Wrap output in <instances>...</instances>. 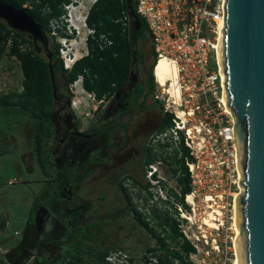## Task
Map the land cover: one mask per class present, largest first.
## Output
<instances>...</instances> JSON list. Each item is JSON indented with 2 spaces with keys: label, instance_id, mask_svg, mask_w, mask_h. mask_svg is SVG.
Masks as SVG:
<instances>
[{
  "label": "rangeland",
  "instance_id": "374dc122",
  "mask_svg": "<svg viewBox=\"0 0 264 264\" xmlns=\"http://www.w3.org/2000/svg\"><path fill=\"white\" fill-rule=\"evenodd\" d=\"M67 1L65 26L59 22H52L50 25L51 32L49 36L46 35L47 51L38 44L41 49L39 55L43 59H48V55H52V62L58 61V65L62 63L64 72L70 70L64 64L71 61L74 64L75 58H77L75 61H78L85 57L89 36L88 28L83 20H85L90 7L95 3L89 4L88 0ZM144 1L147 3L145 6H149L152 0ZM170 1L173 5L177 4L175 0H168L167 2ZM28 5L27 3L25 6ZM156 10L155 8L146 10L147 21L150 26L155 28L159 25V14ZM78 26L81 27L80 30H78ZM176 26L178 30L173 36L157 33L160 40L159 46L182 52L180 47L185 43L186 38L179 33V24ZM13 39L12 36L6 44L2 43L0 46V96L19 94L23 91V76L19 62L10 57L8 53ZM56 47H58V54L54 58ZM19 49L23 52H35L34 47L26 42L20 43ZM64 72L57 70L54 72V83L59 86L57 93L68 97L70 100V107L61 116L70 129L83 133L100 121L102 106L107 103L109 97L103 98V102L93 99L94 94L81 87V77L76 83L67 85ZM173 73V82L176 83L177 68ZM63 82H65L64 85H62ZM154 84L156 87L151 93V98L158 97L157 100L161 103L162 112L172 114L173 119L176 120L175 116L178 112L190 111L189 108H180L179 98L167 94L170 85L160 87L155 79ZM72 101L75 103V109L72 107ZM58 107L59 104L54 106L51 116V120L56 125H58L56 120ZM195 118V116L192 118L186 116L187 122L184 121L183 123V132L197 125V118L196 121ZM176 122L178 126L182 127V121L176 120ZM34 123L35 119L30 111H25L20 106L0 109L1 263L59 264L58 253L61 249L62 254L69 251L70 257L71 253L74 257L76 253L80 252L78 256L82 264H102V254L115 247L127 255L133 264H146V257H155L156 255L165 257L164 250L161 248L162 244L170 251H177V245L168 238L169 227L162 226L166 217L170 220L171 225L182 223L176 215L178 212L176 204H180V202L171 193L172 191L177 196L180 193V185L173 175V169L178 166L175 163L179 157L174 153V150L178 149L179 142L172 136L171 128L162 132V135L157 139L158 141L167 140L165 145L154 147L152 152L153 156L160 158L151 162L157 169L154 178H161L160 188L146 192L141 186L150 185L146 178L148 171L137 167V161H133L130 164L131 168H127L125 171L121 163L117 173L112 171H108L109 173L95 172L88 175L84 180L83 171L73 177H60L65 179V184L64 180L58 179L56 169H54L55 164H62L55 159L50 150L53 147L54 149L59 148L58 153L62 150V146L57 143V138L54 139L56 131L52 127L49 128L50 136L43 145L45 154L39 156L34 149V136L36 134ZM173 127H176L175 123H173ZM180 135L182 136V134ZM61 136L62 134H59L58 137ZM40 159L45 162V171L42 170ZM159 161L163 163L159 164ZM115 174L116 178L119 179V184L116 181L113 187L108 188L109 183L112 182L110 177L115 176ZM129 176L137 180L138 184L134 185L133 179ZM51 180L57 181L50 182ZM122 187L125 191L122 190ZM154 195H159L157 201L154 200ZM232 206L233 203L229 201L222 210L221 223L212 221L216 225L215 228H211L216 243L205 244L197 235L204 210L202 204L195 203V212L199 215L196 216V219L191 217L190 222L183 220L184 223L180 227L189 236V243L195 247V253L189 255L191 263L233 264L237 229L235 223L233 225L234 210ZM77 212H80V215L78 226L74 232L72 222L73 216ZM134 213L140 216L147 228L139 224ZM31 215H36L39 219L37 228L41 232L36 239L51 238L54 240L51 245H55L49 247L48 250L45 248L42 250L40 254L42 260L39 263L34 259L35 251L41 250L43 244L36 242L32 247H29V256L22 257L17 251L13 259L9 257L14 247L26 248L30 244L35 233L34 228L27 225ZM190 215L192 216L191 212ZM98 223L100 224L98 232L86 240L84 246L81 243L78 244V241L83 243V230L93 234L95 232L93 230L99 225ZM180 228L178 227L179 231ZM15 233L20 234L16 236ZM181 234L184 236L182 232ZM149 248L156 250V254L149 255ZM60 264L63 262L61 261ZM173 264L178 263L174 261Z\"/></svg>",
  "mask_w": 264,
  "mask_h": 264
},
{
  "label": "built area",
  "instance_id": "2783aa9c",
  "mask_svg": "<svg viewBox=\"0 0 264 264\" xmlns=\"http://www.w3.org/2000/svg\"><path fill=\"white\" fill-rule=\"evenodd\" d=\"M167 1L152 0L149 6H145L144 0H135V3L136 13L146 20L150 29L156 61L163 57L176 65V84L180 91L179 106L190 109L189 112L183 111L185 118H197V125L185 132L184 122L177 115L176 120L182 121V127L178 126L175 119L172 120L176 124L175 128H171L172 136L179 144L182 142L189 151V158H185L184 165L187 167L190 192L184 196V205L176 204V215L182 222L178 227L184 223L183 220L190 222L191 217L196 219L199 214L195 212V203L202 204L204 211L197 235L205 244L216 243L212 229L204 225L203 221L207 218L221 223L222 210L229 201L233 203L234 195L240 192L234 119L226 112L222 102L225 92L227 95L226 79L217 57L218 40L224 37L226 0H175L176 5ZM153 8L157 9L159 14V25L156 28L149 25L146 17V10ZM176 24L180 26L179 33L186 38L180 47L182 52L159 46L157 33L173 36L178 30ZM93 35L94 31L88 28V36L93 38ZM87 55L88 50L84 56ZM64 65L71 69L73 64ZM185 121L187 122V119ZM156 171L153 165L148 167L146 178L151 189L161 183V178H154ZM153 197L157 201L159 195ZM178 197H181L180 193ZM189 197L191 203L187 201ZM180 232L189 242V236L181 228ZM105 263L133 264L130 258L118 249L105 257ZM145 263L159 264L157 259H145Z\"/></svg>",
  "mask_w": 264,
  "mask_h": 264
},
{
  "label": "flooded vegetation",
  "instance_id": "af4514ba",
  "mask_svg": "<svg viewBox=\"0 0 264 264\" xmlns=\"http://www.w3.org/2000/svg\"><path fill=\"white\" fill-rule=\"evenodd\" d=\"M118 7L122 10V16L112 19V26L110 27L112 30L103 27L99 31L98 37L93 35L92 39L97 43L99 53L105 54L107 50H113L115 51L113 57L116 60H122L126 55L129 57L126 77L124 80H117L113 84L114 92L108 98L107 103L102 106L100 121L83 133L70 129L61 116L70 107L69 98L63 96L57 99L56 104H59V107L56 112V120L58 125L51 120V127L56 131L54 139L57 138V143L62 146V150L59 153V148L54 149L53 147L50 150L55 159L62 164H55L54 166L60 180L65 181V179L60 178L62 176L73 177L82 171L83 180L95 172L109 173L108 171H112L117 173L121 163L125 171V169L131 168L130 164L133 161H137V167L148 171V167L152 165L148 162L153 156V148L165 145L167 142V140H157L162 135L161 130L166 122L167 113L162 112L161 103L157 100L158 97L151 98V93L156 86L152 75L155 51L150 29L146 20L143 19L142 22L137 20L135 0H119ZM88 13L89 11L87 15ZM86 46L87 56H89L87 43ZM49 56H51L52 63V55ZM52 65L55 69L59 66L58 61H54ZM120 76L122 78L124 74H119L118 77ZM64 84L65 82L62 83V85ZM59 134H62L60 138L58 137ZM157 158V160L160 159ZM177 159L180 160V155ZM158 163L163 162L159 161ZM116 177V174L110 177L112 182L109 183L108 188L113 187L116 181L119 184V179ZM132 181L135 185L134 179ZM107 213L109 212L107 211ZM28 220L27 225L32 226L35 230L30 244L26 248L14 247L9 257L13 259L17 251L22 257L29 256L28 249L36 242L43 244L41 250L35 251L34 259L39 263L42 260L40 257L42 250L54 247V244L51 245L54 240L51 238L36 239L41 232L37 228L39 219L36 215H31ZM19 234L15 233L16 236ZM153 250V248H149L148 254L154 255ZM68 253L62 254L60 249V253H58L60 263L62 261L63 264H66L70 260V256H67ZM146 259L157 258L146 257Z\"/></svg>",
  "mask_w": 264,
  "mask_h": 264
},
{
  "label": "water",
  "instance_id": "95a60500",
  "mask_svg": "<svg viewBox=\"0 0 264 264\" xmlns=\"http://www.w3.org/2000/svg\"><path fill=\"white\" fill-rule=\"evenodd\" d=\"M0 20L29 35L37 54L38 44L47 51L46 34L25 11L0 1ZM225 23L223 73L240 175L235 264H264V0H226Z\"/></svg>",
  "mask_w": 264,
  "mask_h": 264
},
{
  "label": "trees",
  "instance_id": "16d2710c",
  "mask_svg": "<svg viewBox=\"0 0 264 264\" xmlns=\"http://www.w3.org/2000/svg\"><path fill=\"white\" fill-rule=\"evenodd\" d=\"M0 1L12 5L16 9L23 10L27 14L32 16L35 21L41 26L42 30L47 36H49L51 32L50 25L52 24V22H59L64 25V21L66 19L67 12L65 10V5L68 4L67 0ZM27 3L29 5L25 6ZM118 5L119 0H96V2L92 5L87 17L85 18V25L87 28L94 31V36L98 37L99 31H101L103 27H105V29L112 30V28H110L112 26V19L122 16V10L118 7ZM135 15L138 21H143V19H141V17L136 13V10ZM12 36L14 37V39L9 46L8 53L10 57L15 58L19 62L21 73L23 76V91L19 94H8L0 96V109L15 108L20 106L23 110L30 111L32 117L35 119L34 127L36 129V134L34 136V149L39 156H42L45 154L43 145L46 139L50 136L49 128L52 126L51 116L53 114L54 106L56 105L57 99L63 97V95L57 93V89L59 88V86L54 83L53 87L51 84L48 67L49 60L43 59L39 54L36 53V51H20V43L26 42L33 46L32 40L29 38V35L22 34L10 29L3 21L0 20V46L2 43L6 44ZM88 38L89 39H87V44L89 48V56L75 61L71 69L67 72H64L62 63H60L59 66L55 69L52 65L53 76L55 70L64 72L66 74L65 80L67 85L75 83L78 78L81 77L84 90L89 93H93L95 99L100 101L103 98H108L113 94V84L117 80L125 79L129 57L126 55L124 59L116 60L113 57V54L115 52L113 50H107L105 54L99 53L97 43L91 37ZM57 54L58 47H56L55 49V54L53 55L54 58ZM155 65L156 55L155 60L152 64V75ZM119 74H124V76H122V78L121 76L118 77ZM53 78L55 79V76ZM53 91L56 92V97L53 96ZM172 120L173 115L167 114V119L163 125L161 133L173 127ZM188 152V149L183 145L182 142H180L178 149L174 150V153L176 155H180V160L176 161L175 163L178 166L173 169V175L180 185L181 197H178L172 191L171 193L176 198H178V201L182 205H184V196L189 194L190 192V188L188 185L189 177L187 167L184 165L185 158H189ZM157 157L158 156H152L148 163L157 160ZM40 164L42 170L45 171V162L41 160ZM134 183L138 184L136 180H134ZM141 187L144 191L149 192V184ZM122 190L125 191L123 187ZM79 215L80 212H77L73 216L72 226L74 227V232L78 226L77 223ZM134 217L137 219L141 226L147 228V225L141 221L140 216L137 213H134ZM170 223V220L166 217L164 220V225L162 226L169 227L168 238L177 245V251H170L169 249H166L167 247L162 244L161 248L162 250H164L165 257L162 258L161 256L156 255L155 257L157 258L158 263L173 264V262L176 261L178 264H194L189 261V255L195 253L194 247L181 234L178 229V224L173 223V225H171ZM99 227L100 224L93 230L95 231L93 234L83 230V243L81 241H78L77 243H81L84 246V242L89 238H92L98 232ZM114 250H116L115 247L102 254V264H106L105 257ZM153 252L155 255L156 250H153ZM78 255H80V252L76 253L74 257L71 253L70 260H68L66 264H82V261ZM67 256H70L69 253L67 254ZM0 264L4 263L0 262Z\"/></svg>",
  "mask_w": 264,
  "mask_h": 264
},
{
  "label": "bare ground",
  "instance_id": "6f19581e",
  "mask_svg": "<svg viewBox=\"0 0 264 264\" xmlns=\"http://www.w3.org/2000/svg\"><path fill=\"white\" fill-rule=\"evenodd\" d=\"M96 0H88L89 4H93ZM91 6V5H90ZM84 21V20H83ZM78 30H80L81 27H77ZM223 35V34H222ZM218 46H217V57H218V61L223 73V39L222 37L218 40ZM77 58H75L76 60ZM74 60V62H75ZM73 62V63H74ZM70 64H72V61L70 62ZM176 69V65L174 62L170 61L169 59L166 58H159L156 61V65L153 69V77L155 79V82L160 86V87H166L167 85H170V90L167 92V94L174 96L175 98H179L180 97V91L179 88L177 86L176 83L173 82V77H174V73ZM164 91V90H163ZM222 102L225 105L226 108V112L228 114L231 115V113L229 112V110L227 109V95L226 92L222 98ZM72 107L73 109H75V103L72 102ZM177 116L179 119H181L183 122L185 121V117L183 112H178ZM240 194H235L234 195V200H233V210H234V216H233V225L235 223V227H236V198L239 196ZM188 203H191V197H189L187 199ZM11 216V215H10ZM192 219V218H191ZM203 224L208 226L209 228H215V224L212 222V220H208L207 218L204 219ZM235 239H238L239 237V231L236 230L235 232ZM233 264H235V260L233 261Z\"/></svg>",
  "mask_w": 264,
  "mask_h": 264
},
{
  "label": "clouds",
  "instance_id": "9594fccd",
  "mask_svg": "<svg viewBox=\"0 0 264 264\" xmlns=\"http://www.w3.org/2000/svg\"><path fill=\"white\" fill-rule=\"evenodd\" d=\"M84 22H85V20H84ZM156 174H157V171L154 173V177H156V176H155ZM154 188H155V189H159L160 186H159V185H156Z\"/></svg>",
  "mask_w": 264,
  "mask_h": 264
}]
</instances>
